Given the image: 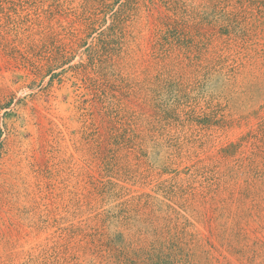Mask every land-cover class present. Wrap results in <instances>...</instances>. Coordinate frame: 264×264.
Returning <instances> with one entry per match:
<instances>
[{"label": "rangeland", "instance_id": "374dc122", "mask_svg": "<svg viewBox=\"0 0 264 264\" xmlns=\"http://www.w3.org/2000/svg\"><path fill=\"white\" fill-rule=\"evenodd\" d=\"M0 264H264V0H0Z\"/></svg>", "mask_w": 264, "mask_h": 264}]
</instances>
